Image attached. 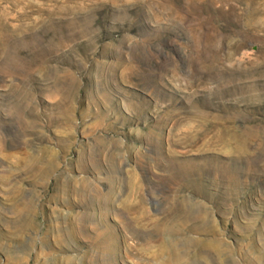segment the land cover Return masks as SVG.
<instances>
[{
	"label": "rangeland",
	"instance_id": "1",
	"mask_svg": "<svg viewBox=\"0 0 264 264\" xmlns=\"http://www.w3.org/2000/svg\"><path fill=\"white\" fill-rule=\"evenodd\" d=\"M0 264H264V0H0Z\"/></svg>",
	"mask_w": 264,
	"mask_h": 264
}]
</instances>
